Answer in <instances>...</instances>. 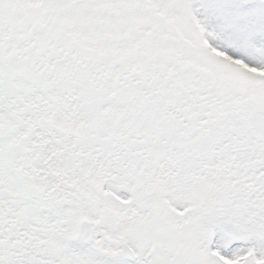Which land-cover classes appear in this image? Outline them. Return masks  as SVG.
<instances>
[{
	"label": "snow or ice",
	"instance_id": "1",
	"mask_svg": "<svg viewBox=\"0 0 264 264\" xmlns=\"http://www.w3.org/2000/svg\"><path fill=\"white\" fill-rule=\"evenodd\" d=\"M0 264H264V0H0Z\"/></svg>",
	"mask_w": 264,
	"mask_h": 264
}]
</instances>
